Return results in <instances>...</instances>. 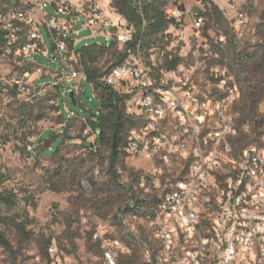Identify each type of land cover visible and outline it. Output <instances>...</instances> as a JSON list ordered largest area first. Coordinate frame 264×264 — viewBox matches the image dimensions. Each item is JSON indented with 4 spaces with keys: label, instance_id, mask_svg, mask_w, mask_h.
Wrapping results in <instances>:
<instances>
[{
    "label": "rangeland",
    "instance_id": "obj_1",
    "mask_svg": "<svg viewBox=\"0 0 264 264\" xmlns=\"http://www.w3.org/2000/svg\"><path fill=\"white\" fill-rule=\"evenodd\" d=\"M49 1L60 0H0V22L11 21L15 31L23 34L25 44L31 45L26 53L19 48L21 41L17 42V49L8 51L0 60V193L12 192L16 198L13 209L0 203V229L15 249L23 251L24 257L39 251L37 240L44 233L61 243L60 248L70 258L66 262L78 264L76 257L90 248L89 234L94 237L96 232L121 233L114 218L120 204L116 203L107 215L101 197L110 186L108 151L92 153L85 145L94 142L96 136L86 126L84 115L89 110L97 112L99 100L81 71L73 85L74 97L79 92L80 104H73L68 95L65 106L57 87L64 86L54 77L58 66L55 49H51L53 36L49 35V24L57 17L55 37L71 36L80 47L107 40L102 34L105 30L114 36L119 14L114 7L116 0H68L82 10L69 15L58 14L51 4L42 9V3ZM159 1L164 3L167 15L176 6L187 13L182 21L174 18L175 23L160 32L155 46L142 51L147 62L153 64L154 75L161 77L168 72L160 69L167 57H179L182 60L176 72L189 87L214 90L221 79H227V90L238 88L239 94H243L247 73L239 76L238 69H231V58L234 51H256L263 43L264 0H212L222 10V23L204 14L205 4L201 0ZM16 8L25 11L24 17H18ZM95 12L103 13L111 21L98 34L88 24L84 27V20L79 24L74 21L81 14L86 17ZM200 15L204 17L203 23L196 20ZM38 31L43 39L33 37ZM20 39L21 36H15L13 42ZM114 61L105 58L100 66L106 71ZM236 100L228 109L232 119ZM258 105L264 114V95ZM63 110L70 114L62 116ZM262 133L264 117L247 144L260 142ZM61 135L65 139L59 150L46 152ZM150 168L149 161L137 156H123L117 165L123 184L135 171ZM95 184L100 189L98 195L91 188ZM112 193L117 201L118 193ZM138 196L146 197L142 191ZM18 223L25 226L30 239L19 236Z\"/></svg>",
    "mask_w": 264,
    "mask_h": 264
},
{
    "label": "built area",
    "instance_id": "obj_2",
    "mask_svg": "<svg viewBox=\"0 0 264 264\" xmlns=\"http://www.w3.org/2000/svg\"><path fill=\"white\" fill-rule=\"evenodd\" d=\"M50 3H42V9ZM56 11L82 12L68 0L56 2ZM16 12L24 17V10ZM167 12L181 21L187 13L179 6ZM82 20L95 34L111 24L100 12L74 21ZM196 20L203 23L204 17ZM2 24L10 29L11 44L16 28L11 21ZM57 25L54 17L49 24L58 66L54 77L66 94L74 92L82 70L77 43L71 47L65 34L55 37ZM114 26V36L102 34L125 50L135 29L121 15ZM33 37L43 39L40 31ZM30 48L22 46L26 53ZM152 66L139 45L128 48L125 60L100 78L126 96V113L136 122L123 155L142 157L151 168L135 171L125 183L137 197L119 211L121 233H94L99 248L86 249L76 257L78 264H264V135L236 150L237 128L228 109L239 97L238 88L227 90V79L214 90L192 88L176 70L156 77ZM140 191L146 197H139ZM153 193L158 202L143 214ZM65 259L70 258L52 239L47 255L32 252L16 264H72ZM0 264H12L2 246Z\"/></svg>",
    "mask_w": 264,
    "mask_h": 264
},
{
    "label": "trees",
    "instance_id": "obj_3",
    "mask_svg": "<svg viewBox=\"0 0 264 264\" xmlns=\"http://www.w3.org/2000/svg\"><path fill=\"white\" fill-rule=\"evenodd\" d=\"M201 1L205 4L204 14L213 19L217 18L218 21L222 23V10L214 1ZM50 4L56 10V1H52ZM114 7L117 9L118 14L125 18L135 29L133 39L128 43L127 48L125 50H120L115 39H111L110 41L105 40L102 43L94 42L80 47L78 45L76 46L77 52L80 55L81 70L86 80L93 85L94 94L99 100L98 111L94 112L89 110V113L84 115L87 121L86 126H88L96 136L94 142H89L85 145L92 153L102 151L103 149L108 151L110 169V179L108 182L110 186L108 193L106 190L102 194L103 197H101L104 200V208L108 210L107 215L115 209L116 203L120 204L117 212L118 210L124 211V209L129 208L130 201L135 200L137 197L135 192H131L126 188L125 184L121 183L117 169V165L124 156L123 150L128 142L130 128L135 126L136 122L134 121V117L126 113V96L102 82L100 78L112 67L125 60L128 48L136 49L140 45L141 51H149L150 48L155 46L160 32L166 29L170 24L175 23V19L168 17L165 13L163 9L164 3L159 0H116L114 2ZM5 10L6 9H4V11ZM18 10L19 9L16 8V11ZM261 32L264 37V29H261ZM9 34L10 29L5 28L2 22H0V60L2 56L8 52V47H10V50L15 51L17 49V42L21 41L22 46L26 42L23 41V34L20 31H15V35L21 36L22 40L20 39L9 44ZM50 34L49 32V35ZM66 40H70L69 43L72 47L74 41L71 39V36L66 38ZM22 46L19 48L21 49ZM54 48L55 44L52 41L51 49L54 50ZM232 56L230 68L234 70L238 69L239 76L247 73L244 78L245 90L243 94H239L233 106L235 116L233 120L237 128V135L233 142L236 150L239 151L247 145V140L251 134L253 135L257 132L262 118L264 117L258 105L264 95V87L262 85L264 84V38L263 43L257 46L256 51L250 52L244 48L243 51H234ZM105 58L107 60L114 59L115 61L108 70L103 71V66H100V64ZM181 60L182 59L179 57L173 59H168L167 57L165 62L160 65V69H165L166 71L176 70ZM57 87L58 95L61 97L63 96V102L66 106L65 99L68 95H71V91H67V93L64 94L62 86L58 85ZM71 102L73 104H80L79 92L77 93V98L71 97ZM60 106L64 109L62 103H60ZM69 114V111L67 113L64 110L62 111V116L64 117ZM48 134L51 133L48 132ZM64 139V135L59 136L46 152L58 151ZM91 188L95 195L99 194L100 189L97 187V184H95L94 187L91 185ZM112 191L118 193V202L115 200L116 196L113 195ZM157 202L158 199L156 194H150L147 197V202L144 204L145 212L143 214L150 208L156 206ZM0 203L13 209L16 206L15 194L12 192L0 193ZM114 218L116 225L121 226L118 214L115 215ZM2 221L3 218H0V222ZM17 226L20 228L19 236H23V240L30 239L31 235L26 231L25 226L19 223ZM88 237V246L90 248H99V245L93 241V234H89ZM37 241L39 252L43 255H47V249L52 242V238L43 233ZM60 245L61 243H59V246ZM0 246L8 253V257H10L12 264H16L19 260H24L23 251L21 249H15L12 242L6 238L5 233L1 229Z\"/></svg>",
    "mask_w": 264,
    "mask_h": 264
},
{
    "label": "water",
    "instance_id": "obj_4",
    "mask_svg": "<svg viewBox=\"0 0 264 264\" xmlns=\"http://www.w3.org/2000/svg\"><path fill=\"white\" fill-rule=\"evenodd\" d=\"M72 98H74V92H71V95H70Z\"/></svg>",
    "mask_w": 264,
    "mask_h": 264
}]
</instances>
